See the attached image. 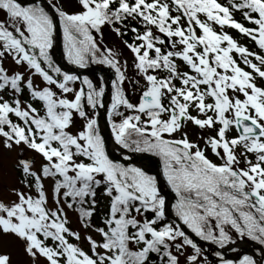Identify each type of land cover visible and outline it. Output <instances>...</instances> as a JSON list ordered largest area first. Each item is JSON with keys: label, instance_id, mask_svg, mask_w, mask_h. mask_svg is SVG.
<instances>
[{"label": "snow or ice", "instance_id": "obj_1", "mask_svg": "<svg viewBox=\"0 0 264 264\" xmlns=\"http://www.w3.org/2000/svg\"><path fill=\"white\" fill-rule=\"evenodd\" d=\"M77 3L80 10L69 12L51 0L47 5L0 0L7 17L0 20V93L11 96L0 95V137L7 149L23 144L44 161L38 170L34 158L17 161L20 183L28 191L13 188L15 201L0 200V232L22 241L32 264L39 258L47 264H155L153 254L159 264H181V256L185 264H202L201 247L181 225L221 248L233 232L264 245V84L257 83L264 81V0ZM235 12L252 26L235 19ZM57 19L69 63L80 68L99 63L114 70L107 116L115 143L161 158L163 175L175 194L171 208L180 223L168 221L156 176L110 158L97 119L105 87L62 71L54 62L50 50ZM131 20L143 31L129 28ZM106 24L119 37L134 34L132 42H122L145 81L137 103L124 89L127 61L93 35L102 37ZM226 27L261 51L239 43ZM9 58L15 69L5 66ZM177 60L189 70L181 71ZM25 92L39 108L22 99ZM74 117L83 121L75 132ZM189 122L214 129V134L192 140L184 131ZM233 130L236 134L229 135ZM48 179L54 207L48 206ZM98 189L108 198L103 226L92 222ZM66 209L78 213L82 228L102 237H83L91 255L70 241L82 237L69 227ZM188 247L193 251L185 254ZM215 255L221 257L220 252ZM0 264H11L8 253H0ZM221 264L234 262L222 258ZM238 264L257 261L245 255Z\"/></svg>", "mask_w": 264, "mask_h": 264}, {"label": "rangeland", "instance_id": "obj_2", "mask_svg": "<svg viewBox=\"0 0 264 264\" xmlns=\"http://www.w3.org/2000/svg\"><path fill=\"white\" fill-rule=\"evenodd\" d=\"M67 7H69L73 11H77L79 9H72L73 7L69 6L67 4ZM0 20H6V16L0 11ZM101 46L108 47V48H115L118 49L121 53L120 59L121 61H127V77H128V84L126 88V91L130 94V97L138 102V98L141 94V91L143 90L145 81L143 77L135 70L133 65V54L125 47L121 39L118 38L116 33L112 30H106L105 36L103 41L101 42ZM5 66L9 68L10 70L15 69L17 66L13 63V61L9 58L5 61ZM21 71H23V68H20ZM132 75V77H131ZM34 82L37 84H40V78L39 77H33ZM138 82V83H137ZM262 84V83H258ZM132 89V91H131ZM69 98H71V94H68ZM242 98V97H241ZM30 102V98H28ZM194 112V111H193ZM75 120V117H74ZM79 126V122L75 120V124L71 130L77 129ZM99 126H102L100 123ZM184 131H186L189 135V138L192 140H199L200 137L203 136H209L211 134H214V129H200L197 126L191 124V122L187 123V125L184 128ZM176 136L179 135V133L175 134ZM3 137H0V200L4 201L5 203L15 201L16 197L12 193L11 189L18 188L24 191H28V189L24 188V185L20 183L21 177L19 175V169L16 167L17 161L19 159H28V158H34L35 164L34 167L38 170L44 161L42 160L41 156L36 154L34 151L28 149L26 146H16L13 145V148L11 150L7 149L4 146L3 143ZM201 145L203 146V142L200 141ZM45 187L48 190L49 195V207H54L53 204V193L51 191L52 189V181L50 179L45 181ZM33 195H35V192L33 190ZM66 212L68 214L69 218V227H71L73 230H77L81 232L82 239L80 241H74L71 240L73 243H78L80 247L90 250L89 245L87 242L83 239L85 235H91L94 239L97 241H100V238H102L99 233L93 231L92 229H84L82 228L78 214L74 211L66 209ZM7 241H10L9 243H12L14 246H11L9 244H6ZM98 251H102V249H98ZM192 251L187 248V252L185 254H190ZM0 253H8L11 257V262L13 264H32V260L30 257H28L24 251H23V242L17 239L15 236L9 234L5 235L2 232H0ZM181 264H185L184 262V256H181ZM38 264H47L46 260L44 258H39Z\"/></svg>", "mask_w": 264, "mask_h": 264}, {"label": "water", "instance_id": "obj_3", "mask_svg": "<svg viewBox=\"0 0 264 264\" xmlns=\"http://www.w3.org/2000/svg\"><path fill=\"white\" fill-rule=\"evenodd\" d=\"M57 27H58V24H57ZM59 52V51H58ZM101 72V71H100ZM76 73H79V72H77L76 71ZM111 89V81H110V83H109V89L108 90H110ZM105 118H106V122L108 121V116L107 115H105ZM106 132H109V125H108V123H107V131ZM140 158H142V159H145V158H155V157H152V156H150V155H142V156H140ZM157 161H158V166H159V171L157 172V174H158V176L166 183V185H167V188H168V197H169V200H170V204H169V214L168 215H170V216H172L171 215V212H172V208H171V204L172 203H174V201H175V194L171 191V188H170V186L168 185V183H167V180H166V178L164 177V175H163V168H162V165H161V162L159 161V159L158 158H155ZM133 159H129V160H125V161H121V162H131ZM180 223V222H179ZM184 229H185V231L192 237V239L193 240H200L198 237H196L193 233H191L185 226H183V225H181ZM223 253H225L226 254V252H225V250L224 249H222V248H219ZM260 264H262V262L260 263Z\"/></svg>", "mask_w": 264, "mask_h": 264}, {"label": "trees", "instance_id": "obj_4", "mask_svg": "<svg viewBox=\"0 0 264 264\" xmlns=\"http://www.w3.org/2000/svg\"><path fill=\"white\" fill-rule=\"evenodd\" d=\"M51 2L53 3L54 0H51ZM220 2H221V3H227V0H220ZM234 15H236V17H239V18L242 17V15H241L240 12H235ZM242 18H243V17H242ZM133 25L137 26L138 28H140L141 31H143V28L137 23V21H135V20H131V21L129 22V24H128V27L130 28V27L133 26ZM251 26H252V25H251ZM123 30H124V29H122V31H123ZM133 36H134V34L131 33V31H128V34H127L126 36H124L123 39H124V40H128L129 42H132V40H133ZM89 64H90V63H89ZM159 75H167V73H166V72H161V73H159ZM12 118H13V117H12ZM13 120H15V119L13 118ZM100 191H102V189H98V190H97V194H98V192H100ZM149 215H150V214H149ZM93 219H95V216H94ZM102 219H103V218H102ZM168 221H172V220L168 219ZM98 224H99L100 226H103V225H102V220H101V222L99 221ZM263 246H264V245H263ZM133 247H134V246H133ZM151 258H152V260L155 262V264H159V259L155 256V254H153Z\"/></svg>", "mask_w": 264, "mask_h": 264}, {"label": "bare ground", "instance_id": "obj_5", "mask_svg": "<svg viewBox=\"0 0 264 264\" xmlns=\"http://www.w3.org/2000/svg\"><path fill=\"white\" fill-rule=\"evenodd\" d=\"M107 103H108V102H106V106H107ZM110 138H111V137H110ZM111 139H112V138H111ZM111 139L108 140V145H109V148H110V149L112 148V140H111ZM141 163H142V162H141ZM148 163H149V162H147V163H142V164H143V166L146 167ZM144 164H145V165H144ZM9 242H10V241H7L6 244H9V245H11V246H14L12 243H9Z\"/></svg>", "mask_w": 264, "mask_h": 264}]
</instances>
